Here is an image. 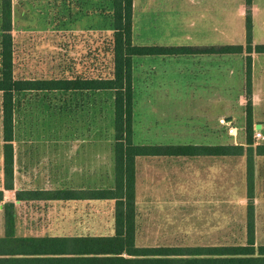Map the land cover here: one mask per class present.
I'll list each match as a JSON object with an SVG mask.
<instances>
[{
  "label": "rangeland",
  "instance_id": "rangeland-1",
  "mask_svg": "<svg viewBox=\"0 0 264 264\" xmlns=\"http://www.w3.org/2000/svg\"><path fill=\"white\" fill-rule=\"evenodd\" d=\"M85 2L83 8V0H12L15 77L107 76L110 65L108 44L113 32L112 2ZM84 12L86 20L83 19ZM136 40L151 44L162 42ZM153 58L162 57H134L132 62L133 143L214 145L244 142L245 109L227 110L225 118L216 119L211 116L224 109L215 106L203 109L201 102L190 101L194 100L192 95L148 93L147 85L149 82L153 84L155 76L153 71L148 73L152 62L156 63L157 71H166L171 65L164 60H151ZM189 73L184 71L185 76ZM156 74V82H160L159 74ZM91 95L22 93L17 96L13 146L18 167L20 151L27 148L31 140L43 158L55 151L61 160H66L72 150L68 140L82 135H92L93 151L111 152L112 95L110 92ZM170 97L183 101L170 104ZM258 107L256 104L259 115ZM227 117L231 120L225 121ZM229 128L236 129V137L230 135ZM255 130L253 141L264 144V127L260 129L263 138H255ZM54 138L67 141L53 142ZM255 170L253 198L249 199L245 156L150 157L139 160L135 173L139 196L136 201V245L243 244L249 201L254 204L255 243L264 244V156L255 157ZM16 175L19 177L20 173ZM64 208L54 220L51 231L58 234L85 231L78 228V220H69L68 207ZM94 209L105 210L106 214L93 213L80 223L91 226L89 232L92 234H106L108 231L103 230V225L109 223L111 226L107 214L111 207L99 204ZM3 231L0 205V236Z\"/></svg>",
  "mask_w": 264,
  "mask_h": 264
},
{
  "label": "trees",
  "instance_id": "trees-1",
  "mask_svg": "<svg viewBox=\"0 0 264 264\" xmlns=\"http://www.w3.org/2000/svg\"><path fill=\"white\" fill-rule=\"evenodd\" d=\"M247 5L251 0H244ZM113 32L108 44L110 65L107 76L18 78L13 73L12 0H0V200L3 190L13 188L14 115L22 93L97 96L112 95L113 142L116 191L125 201H114V233L98 236H31L23 233L16 202L0 201L4 231L0 236V264H264V244L255 243L253 201L247 203L246 240L243 244L208 246H137L135 173L136 159L147 157H239L246 159V180L252 199L256 177L255 157L264 156V144L253 141L250 89V54L264 53V45L251 44L252 22L245 18V45L156 46L132 42L133 0H111ZM246 54L247 102L244 142L239 144H135L132 140L134 57L195 54ZM96 100L93 101L94 104ZM115 191H103L112 198ZM18 197V192L16 193Z\"/></svg>",
  "mask_w": 264,
  "mask_h": 264
},
{
  "label": "crops",
  "instance_id": "crops-1",
  "mask_svg": "<svg viewBox=\"0 0 264 264\" xmlns=\"http://www.w3.org/2000/svg\"><path fill=\"white\" fill-rule=\"evenodd\" d=\"M81 6L86 7L85 0ZM247 14L252 22L251 44L264 45V0H251L250 5L244 0H133L132 42L135 45L156 46L245 45ZM85 16L86 12L83 16L86 20ZM137 38L162 42H136ZM157 57L162 58L151 60H164L171 65L166 68V73L164 69L157 71L156 63L152 62L148 73L153 71L155 76L158 73L161 81L156 82L154 76L153 84L149 82L147 85L148 93L192 95L194 100L190 101L197 104L201 102L203 109L222 107L225 112L218 111L211 116L216 119L225 118L227 110L245 109L248 91L245 53ZM185 70L190 72L186 76ZM250 79L252 117L255 125H260L261 129L264 127V53L250 54ZM177 101L183 100L169 98L170 104H176ZM256 104L259 106V115ZM91 136L82 135L68 140L72 150L66 160H61L55 151L41 157L37 145L32 144L34 141L31 140L27 148L20 151L18 167L14 151L13 188L4 189L0 201H19L16 206L23 233L31 236H98L114 233V201H125L123 192L116 191L114 142L112 140V151L109 153L93 151ZM52 140L67 141L57 138ZM141 159L144 158L136 159V169ZM19 173V177L15 176ZM134 188L136 204L139 201L136 176ZM107 190L115 191L112 198H103V191ZM95 204L111 207L107 213L111 226L109 223L103 225V230L108 231L106 234H92L89 232L91 226L80 223L93 213L106 214L105 210H95ZM66 206L69 220H78V228L85 231L72 234L51 231L54 220Z\"/></svg>",
  "mask_w": 264,
  "mask_h": 264
},
{
  "label": "built area",
  "instance_id": "built-area-1",
  "mask_svg": "<svg viewBox=\"0 0 264 264\" xmlns=\"http://www.w3.org/2000/svg\"><path fill=\"white\" fill-rule=\"evenodd\" d=\"M229 133H230V135L233 136V137H236V136H237V135H236V134H237V133H236V129L229 128ZM254 137H255V138H263V135H262V133H261L260 130L256 129V130H255V133H254Z\"/></svg>",
  "mask_w": 264,
  "mask_h": 264
},
{
  "label": "water",
  "instance_id": "water-1",
  "mask_svg": "<svg viewBox=\"0 0 264 264\" xmlns=\"http://www.w3.org/2000/svg\"><path fill=\"white\" fill-rule=\"evenodd\" d=\"M229 120H231V117H227V118L225 119V121H229ZM255 129H260V125H256V126H255Z\"/></svg>",
  "mask_w": 264,
  "mask_h": 264
}]
</instances>
